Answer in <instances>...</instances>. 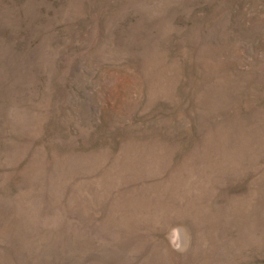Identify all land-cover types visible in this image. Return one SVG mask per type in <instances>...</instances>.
<instances>
[{"label":"rangeland","instance_id":"rangeland-1","mask_svg":"<svg viewBox=\"0 0 264 264\" xmlns=\"http://www.w3.org/2000/svg\"><path fill=\"white\" fill-rule=\"evenodd\" d=\"M0 264H264V0H0Z\"/></svg>","mask_w":264,"mask_h":264}]
</instances>
